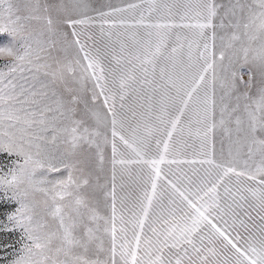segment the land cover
Listing matches in <instances>:
<instances>
[{"label": "snow or ice", "instance_id": "snow-or-ice-1", "mask_svg": "<svg viewBox=\"0 0 264 264\" xmlns=\"http://www.w3.org/2000/svg\"><path fill=\"white\" fill-rule=\"evenodd\" d=\"M3 33L0 264H264V0H0Z\"/></svg>", "mask_w": 264, "mask_h": 264}, {"label": "rangeland", "instance_id": "rangeland-1", "mask_svg": "<svg viewBox=\"0 0 264 264\" xmlns=\"http://www.w3.org/2000/svg\"><path fill=\"white\" fill-rule=\"evenodd\" d=\"M49 2L55 3L57 0H49ZM90 2L93 4L94 7H99L101 5H107L108 3L115 4V5H120V4H126L129 2H135V0H90ZM13 43V38L9 36L7 33L0 34V47H5V46H12ZM219 46V42H217ZM17 48H19V42H16ZM17 54H20L19 52ZM6 62L3 60H0V67L4 65ZM248 77L247 75L244 76V80L247 81ZM219 145L217 144V148ZM11 159L8 157L6 154H0V167H3L4 170H7V167L11 163ZM53 175H58V174H53ZM0 222H4L3 216L0 215ZM17 239V234L16 233H9V232H3L0 231V245H4L7 243H14ZM18 246V245H17ZM10 251V250H9ZM0 255H3V250L0 249Z\"/></svg>", "mask_w": 264, "mask_h": 264}, {"label": "clouds", "instance_id": "clouds-1", "mask_svg": "<svg viewBox=\"0 0 264 264\" xmlns=\"http://www.w3.org/2000/svg\"><path fill=\"white\" fill-rule=\"evenodd\" d=\"M4 58H6V57H4Z\"/></svg>", "mask_w": 264, "mask_h": 264}]
</instances>
